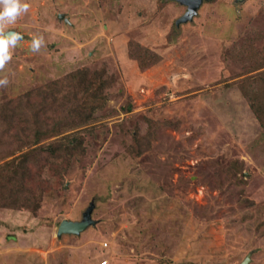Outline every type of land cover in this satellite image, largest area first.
<instances>
[{
	"label": "rangeland",
	"instance_id": "rangeland-1",
	"mask_svg": "<svg viewBox=\"0 0 264 264\" xmlns=\"http://www.w3.org/2000/svg\"><path fill=\"white\" fill-rule=\"evenodd\" d=\"M28 3L6 26L23 39L0 69L9 79L0 104L17 107L0 150L12 151L19 128H34L36 102L15 101L42 84L95 73L107 102L93 122L62 134L81 133L84 154L62 185L43 168L38 209L0 205V264H240L247 256L264 264V133L239 89L264 66L246 71L236 60L246 43L264 48V0H203L187 22L179 0ZM34 35L44 40L35 52ZM136 136L148 147L133 158L126 146ZM87 210L92 224L57 234L62 220Z\"/></svg>",
	"mask_w": 264,
	"mask_h": 264
},
{
	"label": "trees",
	"instance_id": "trees-1",
	"mask_svg": "<svg viewBox=\"0 0 264 264\" xmlns=\"http://www.w3.org/2000/svg\"><path fill=\"white\" fill-rule=\"evenodd\" d=\"M239 51L236 60L244 64L246 71L257 70V68L264 66V48L254 51L250 44L246 43L239 48ZM82 77H84L82 72L71 73L61 80L31 89L26 93V96L15 101L17 106L19 103H24L21 101L26 97L31 98L36 102L40 112L36 116L34 128L29 125L23 126L18 129V132L12 134L14 138L11 140L12 151H9L7 147L5 151L0 150V162L2 163L0 164V179H4V183L6 182V184L0 183L1 206L16 209L27 208L35 211L39 208V200L36 199L42 191V185H46V181L40 176L43 168L51 169L56 175L57 184L62 185V176L72 160L79 156L82 157L84 154L81 133L69 134V136L62 134L68 131L81 130L86 123L95 120L94 115L102 111L106 105L107 95L104 92L107 88L106 80L101 79L102 76H97L94 73L91 78L85 81L81 79ZM239 89L248 101L250 109L259 119L264 133V72L244 81ZM47 100H51L55 104L53 111L51 107H47ZM15 110L17 107L14 108L11 101L0 104V124L3 123L2 126L4 127L0 130V144H7L6 146H8L10 143L8 141L11 138L10 127L13 126L6 116L14 113ZM55 110L62 111V119L56 120L54 118L56 117L53 114ZM57 136H60L59 139H55L47 145L39 144ZM147 144V140L136 136L131 144L126 146V149L131 157L136 158L147 151ZM23 146L35 148L15 156L13 159L11 158L12 160H7L15 152L20 151ZM0 148L3 149V146ZM38 156L41 158L38 159ZM37 161L42 162L41 165ZM29 164L39 170L37 175H32V170L28 167ZM28 181L33 183L26 188L24 184ZM4 186L6 190L2 191Z\"/></svg>",
	"mask_w": 264,
	"mask_h": 264
},
{
	"label": "clouds",
	"instance_id": "clouds-1",
	"mask_svg": "<svg viewBox=\"0 0 264 264\" xmlns=\"http://www.w3.org/2000/svg\"><path fill=\"white\" fill-rule=\"evenodd\" d=\"M30 7L28 0H0V69L11 59L12 49L18 41L23 39V34L19 31L8 29L6 26L15 23L17 17L27 12ZM44 43L43 37L34 35L31 40V50L39 51ZM9 83L7 75L0 73V86Z\"/></svg>",
	"mask_w": 264,
	"mask_h": 264
},
{
	"label": "water",
	"instance_id": "water-1",
	"mask_svg": "<svg viewBox=\"0 0 264 264\" xmlns=\"http://www.w3.org/2000/svg\"><path fill=\"white\" fill-rule=\"evenodd\" d=\"M203 0H179V2L186 7L185 14L179 19V22H187L192 19V17L196 14L198 7L202 3ZM240 1V0H237ZM92 224L90 210H87L82 220L80 221H69L62 220L57 228V234H79L83 231L87 226ZM248 262V256L240 263L246 264Z\"/></svg>",
	"mask_w": 264,
	"mask_h": 264
},
{
	"label": "built area",
	"instance_id": "built-area-1",
	"mask_svg": "<svg viewBox=\"0 0 264 264\" xmlns=\"http://www.w3.org/2000/svg\"><path fill=\"white\" fill-rule=\"evenodd\" d=\"M100 264H106V260H102Z\"/></svg>",
	"mask_w": 264,
	"mask_h": 264
}]
</instances>
